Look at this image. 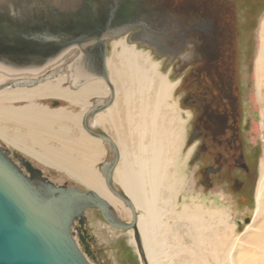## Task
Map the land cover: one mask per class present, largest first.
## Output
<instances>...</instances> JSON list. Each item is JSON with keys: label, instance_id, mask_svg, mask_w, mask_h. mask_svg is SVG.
I'll use <instances>...</instances> for the list:
<instances>
[{"label": "flooded vegetation", "instance_id": "flooded-vegetation-1", "mask_svg": "<svg viewBox=\"0 0 264 264\" xmlns=\"http://www.w3.org/2000/svg\"><path fill=\"white\" fill-rule=\"evenodd\" d=\"M59 1H0V7L8 6L7 11H0V50L6 51L4 58L18 68L26 64L48 67L68 46L65 68L78 65L83 68L81 76L97 77L113 42L120 38L157 52L175 67L179 87L185 89L184 101L191 108L193 120L191 166L198 174L200 188L208 192L206 198H213L209 206L226 207L232 212L228 207L232 203L238 212L242 210L256 176L248 140L252 125L248 104L253 70L250 54L255 48V24L264 10V0H79L81 5L67 9L56 6ZM49 3H53V11ZM55 76L53 73L50 78ZM81 76L78 80L84 78ZM90 126L89 121L88 127L97 132ZM4 153L33 188L48 183L31 164ZM234 216L236 220L239 215ZM241 221L246 224V216ZM85 222L86 218L83 225L76 222L73 234L78 248L90 254Z\"/></svg>", "mask_w": 264, "mask_h": 264}, {"label": "rangeland", "instance_id": "rangeland-1", "mask_svg": "<svg viewBox=\"0 0 264 264\" xmlns=\"http://www.w3.org/2000/svg\"><path fill=\"white\" fill-rule=\"evenodd\" d=\"M263 23L264 10L255 24L257 30L254 40L255 48L250 54V62L251 66L253 65V70H251L252 73L249 82L251 88L248 99L250 108H248L252 111L249 113V121L252 125L248 133V140L250 142V151L254 157L256 176L252 186L253 189L249 193V200L239 212L238 208L233 206L232 203L228 205L232 212L226 207L216 208L212 206V204L210 208L209 202L213 198H206V196H208L207 190H202L198 184V174H196L194 167L191 166L194 146L189 142V137L193 129L192 111L184 101L185 94L183 90L185 91V89L179 87L180 78L174 73L175 67L161 59V57L151 53V51H147L145 48H135L136 45L133 46L132 44L125 43L124 39L121 41V45L125 44L126 47L132 48L133 53L140 57V65H145L147 70L150 69V67H154V75L164 80L168 85L167 87H169L166 95L161 97L158 95L157 97L158 90L156 88L159 87L158 84L160 81L154 79L152 85L156 88L154 89L151 86L152 90L149 91V97L145 95L142 101L145 109L143 112L145 114L146 112L148 113L144 117H140L137 111L140 101L138 97L133 96V94L136 93V86L127 84L125 87L127 89L130 88L129 91H131V93L125 96L120 88L121 83L117 79L114 81L111 77V73L112 76H115L113 69L120 68L118 55L122 48L118 45V49L117 44H115L111 53L108 55L107 63L111 65H108L107 71L110 73V78L116 83V86H118V92L117 95L115 94L114 103L117 102L119 111L122 115L120 116L124 121V123H122L123 128H121L119 119L117 118L116 120L117 129H119L121 133V142L127 147L129 154L133 155L134 153L135 156H139L136 144L138 142L140 130L137 128L140 127L139 125L145 124L147 128H149V126L153 128L154 135L152 136V131H150L151 134H149L150 132L147 134L142 132L141 143L143 148L151 149L152 141H154L158 144L159 150L161 149L160 155L157 157L159 159V169L161 168L157 175V179L160 182V189L156 193V198L159 201H156L154 204V209L160 216L158 219V226H161V228H159L160 230L158 229L156 233H153L155 237L153 239L155 244V250L153 249V252L157 264H264V240H258L257 237L254 239L248 237L249 235L256 234L260 226L264 223V207L257 212L255 200L256 184L259 178V165L260 161L264 158V80L261 79L260 82L256 72V59L261 43L260 35ZM47 80H42V82ZM248 81L247 79V83ZM258 82L261 84L260 87L258 86ZM68 85L67 83L64 87L69 89ZM113 87L115 88V85ZM70 89L73 90L71 87ZM99 98L105 101L108 95L107 97L102 96ZM148 100L149 102H147ZM91 101L92 100L89 101L90 104L92 103ZM34 103L49 110L65 109L72 114L83 113V110H85L82 107L80 108V106L57 97L40 100L36 99ZM26 104L27 102H16L10 105L14 107H24ZM87 106L88 103L85 108H87ZM125 111L129 113L130 121H133V129H136L133 136L123 116ZM100 113H105V111L103 110ZM151 115H156L154 124ZM139 120H142V122ZM94 129L97 132L108 135L118 145L119 150H123L122 146L118 143L119 141L114 130H109L108 127L105 128L102 125L96 126ZM89 138L97 140L90 136ZM100 148L104 149V152L102 151L99 155L100 159L95 160L94 157L90 165L96 175L103 180L100 167L105 163L112 162L113 153L109 146L102 141H100L99 147L97 148L96 146L95 149ZM0 151L3 153L4 151L9 152L14 158L19 160L23 159L28 162L54 186L63 188L75 187L81 192H85L87 189L85 185L68 176L63 171H59L31 156L29 157L27 154L16 151L15 148L13 149V147H10L1 139ZM148 151L149 150H147V153ZM147 156L149 157L148 154L146 158H148ZM119 168H121V164L117 165V169ZM147 177L143 178L145 189H148L146 185V183H148ZM113 185L116 190L123 193V188L115 178H113ZM147 195L148 193H146V196ZM225 200L229 201L230 199L226 198ZM124 208L126 207L124 206ZM127 210L126 208L125 215H123V218L126 219L124 222H131V214L128 212L129 210ZM158 210L160 211L159 213ZM112 211L115 212V208H113ZM138 211V214H142L139 209ZM235 213L239 215L236 217L237 221L235 220ZM192 215H198L197 217L200 218L202 216V224L194 222L193 220H184L186 216L190 217ZM245 216L246 224H240ZM220 217L223 219H220ZM85 218V230L88 234V243L91 253H84L81 247H79V250L88 264H144L133 243L132 231H120L109 227L103 221L102 217L98 215L97 210L94 209L86 210ZM222 220H224L223 223ZM216 223H221L222 225L218 226ZM76 242L75 243L78 244V241ZM147 263L150 264L148 260Z\"/></svg>", "mask_w": 264, "mask_h": 264}, {"label": "bare ground", "instance_id": "bare-ground-1", "mask_svg": "<svg viewBox=\"0 0 264 264\" xmlns=\"http://www.w3.org/2000/svg\"><path fill=\"white\" fill-rule=\"evenodd\" d=\"M6 1L10 2L11 0ZM78 5H81V2H79ZM9 8L13 10V5H10ZM7 10L8 6L5 9L0 7L1 12ZM60 14L61 13H58V15ZM60 17L63 18L62 15ZM120 36L122 37V35H118L117 37ZM260 40L261 43L256 59V72L257 77L261 82V79L264 80V23L261 28ZM118 44L119 43H117V45ZM67 47L68 46L63 48L62 52L57 55L56 59L50 62V65L52 64V66L48 67H30L29 64H26L28 66L18 68V66L13 64V62L4 58V52L6 51L0 50V139L10 147H13V149L15 148L16 151L22 152V154H27L29 157L31 156L38 161L59 171H63L68 176L76 179L78 182L82 183L87 188L98 194L101 198L106 200L112 208H115L116 216H118L120 220L124 221L126 219L123 218V215H125L127 207L124 205L126 207L124 208L122 203L107 191L103 180L96 175L90 165L94 157L95 160L100 159L99 155L102 150L95 148L96 146L97 148L99 147L101 140L97 139L99 140L97 141L90 139L89 136H92L88 134L83 127V119L86 112L89 110L85 108L87 100L92 97H107V95L109 98L111 90H109V86H107L102 79H92L99 81L91 82L80 87L81 85L92 81L84 80L82 81L83 84L80 86L78 85V89L76 88L71 90L70 77L64 66V58L67 52L65 49ZM75 48H78V46ZM120 48H122L120 54L118 55L120 68H114L113 73L115 76H112L111 73V77L114 81L117 79L121 83L120 88L121 91L124 92L125 96L131 93V91H129L130 88L127 89L125 87L127 84L130 86H136V93H134L133 96L138 97L140 103L137 111L139 112L140 117H144L148 112H146V114L143 112V110H145L142 103L143 97L145 95H149V91L152 90L151 86L153 87L152 83L154 82V79L160 81L158 88L153 87L158 90V94L156 95L157 97L158 95H160V97L166 95L169 87H167L168 85L164 80L159 79L154 75V67H150V69L147 70L145 65H140V57L133 53L132 48L126 47L125 44H123ZM107 62L108 59L105 60L106 70L108 65H111ZM49 71H52V74ZM45 73H47L46 76H44ZM53 73L56 74V76L50 80L49 76L53 75ZM106 74L111 89H113L114 87L112 88V86L115 85L116 91L114 88L113 92L115 99V94L117 95L118 92V86H116V83L110 78L109 71H106ZM41 79L49 80L42 82ZM77 81L79 80H71L72 83L75 82L78 84ZM260 82H258L259 87L261 86V84H259ZM67 83L69 84V89L64 87V84L67 85ZM50 97H57L66 100L74 105L80 106V108H84L85 110H83L84 112L82 111L83 113L72 114L65 109L49 110L34 103V100L36 99L40 100ZM94 100L92 101L93 104ZM96 100L98 101L100 98ZM149 100L147 102H149ZM16 102H27V104L24 107H14L13 105H10ZM116 104L117 102L114 103L112 101L110 105L103 109L105 113H100L96 117H89L88 122L90 121V127L92 128L102 125L105 128L108 127L109 130L111 129L116 132V136L119 141L118 143L122 146L123 150H119L118 145L112 140L116 147H118L120 155L118 164H121V168L117 169L116 167L113 178H115L119 185H121L127 197L130 198L134 204L136 212L138 209L142 212V214H138L139 211L137 212V231L142 247L141 253L145 259L147 258L150 264H157L153 252V249L155 248L153 241L155 237L153 233H156L161 226H158V219L160 216L156 213L154 204L156 201H159L156 198V193L160 189V182L157 179V175L161 168L159 169V159L157 157L160 155L161 149L159 150L158 144L154 141H152V144L150 143L151 149L143 148L141 143L142 132L147 134L152 131V136L154 135L153 128L150 126L147 128L144 124L139 125L140 127L137 128L140 130L138 142L136 144L139 156H135L134 153L133 155L129 154L127 147H125L121 142V133L119 129H117V118L119 119L121 128H123L122 123H124V121L121 118L122 115L119 111L118 104ZM101 111H98L97 113ZM124 114V119L128 128L131 130V135L133 136L136 132V129L134 130L132 126L133 121H130L131 119H129L130 116L127 111H125ZM139 121L142 122V120ZM152 121L154 124L156 121V115L152 116ZM86 133L89 136H87ZM149 134H151V132ZM147 150H149L148 153ZM146 153L151 158L148 156V158H146ZM144 177L148 178V183H146L148 189H145L144 187ZM36 186V189L39 192H42V189L44 190L45 188L44 184H36ZM146 193H148L147 196ZM255 200L257 208L256 211L258 212L259 209L264 207V158L260 161L259 165V178L256 184ZM128 212H130V210ZM159 212L160 211L158 210V213ZM197 216H186L185 219H183L189 221L193 220L194 222L202 224V216L201 218ZM220 219L223 218L220 217ZM80 220V218L75 219L71 225V235L73 240V227L76 222L80 224ZM223 222L224 220H222V223ZM216 224L218 226L222 225L221 223ZM248 237L253 239L257 237L258 240H264V223L260 226L256 234L249 235ZM133 243L136 246L135 240H133ZM76 247L78 248L77 244Z\"/></svg>", "mask_w": 264, "mask_h": 264}, {"label": "water", "instance_id": "water-1", "mask_svg": "<svg viewBox=\"0 0 264 264\" xmlns=\"http://www.w3.org/2000/svg\"><path fill=\"white\" fill-rule=\"evenodd\" d=\"M79 2V0L65 2L60 0L55 4L56 6L59 4V8L67 9L66 7L72 5L78 6ZM53 3H49L52 11ZM64 10L59 9V11ZM128 41L133 42L131 39ZM140 46L153 47L147 44ZM155 54L159 55L157 52ZM82 69L78 65L66 68L72 89L78 88L84 80L102 79L111 90L107 102L103 99L94 100L93 107L85 114L83 127L88 134L101 140L111 149L112 162L100 167L101 176L108 192L130 210L132 220L131 222L120 220L116 212L112 211V206L89 188L81 192L75 187H57L48 182L44 184V190L39 192L0 151V264H88L71 235L73 221L80 218V225H83L84 214L88 209L99 211L109 227L120 231H132L137 252L144 264H148L141 253L142 247L137 231L138 215L134 204L124 190L120 193L113 185V174L120 157L118 148L108 135L94 132L88 127L89 117L94 116L113 101V91L104 62L101 65V74L97 77L81 76ZM79 75L84 78L77 81L78 84L72 83L71 80H77Z\"/></svg>", "mask_w": 264, "mask_h": 264}, {"label": "crops", "instance_id": "crops-1", "mask_svg": "<svg viewBox=\"0 0 264 264\" xmlns=\"http://www.w3.org/2000/svg\"><path fill=\"white\" fill-rule=\"evenodd\" d=\"M122 40H123V39L120 38L118 41L113 42V45H112L113 48H114V46H115L114 44H117V43H119L118 45L121 47V46H122V45H121V41H122ZM125 43H126V41H125ZM118 45H117V47H118V49H119V46H118ZM106 59H108V58H106ZM99 80H100V79H99ZM99 80H92V81H90V82H88V83H86V84L81 85L80 87H82V86H84V85H87V84H89V83H91V82L99 81ZM78 88H79V87H78ZM78 88H77V89H78ZM94 99H99V97H97V98H96V97H93V98H90V99L88 100V102H87V103H88V106H87V108H86L87 110H88V108H90V107L92 106V104H93V102L90 104L89 101H90V100L93 101ZM99 114H100V113H99ZM97 115H98V114H97ZM97 115H96V116H97ZM96 116H95V117H96ZM100 150H102V151L104 152V150H103L102 148H100ZM98 160H99V159H98ZM94 162H95V161H94ZM94 162H93V163H94ZM93 163H92V164H93ZM92 170H93V169H92Z\"/></svg>", "mask_w": 264, "mask_h": 264}]
</instances>
